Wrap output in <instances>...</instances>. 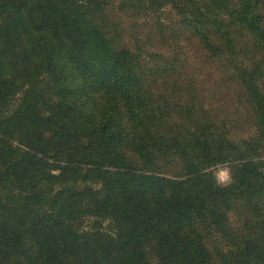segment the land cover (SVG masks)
I'll return each mask as SVG.
<instances>
[{"label":"trees","instance_id":"trees-1","mask_svg":"<svg viewBox=\"0 0 264 264\" xmlns=\"http://www.w3.org/2000/svg\"><path fill=\"white\" fill-rule=\"evenodd\" d=\"M0 264H264V0H0Z\"/></svg>","mask_w":264,"mask_h":264},{"label":"rangeland","instance_id":"rangeland-1","mask_svg":"<svg viewBox=\"0 0 264 264\" xmlns=\"http://www.w3.org/2000/svg\"><path fill=\"white\" fill-rule=\"evenodd\" d=\"M168 11L169 10H166V12H168ZM121 16L123 18H125L124 15H121ZM129 21H131V20H129ZM215 175H216V178H217L218 182L221 183V184H225V183H227L229 181L228 168L225 165H221V166L216 167V169H215ZM232 220L234 222L237 221V217L236 216H232Z\"/></svg>","mask_w":264,"mask_h":264}]
</instances>
